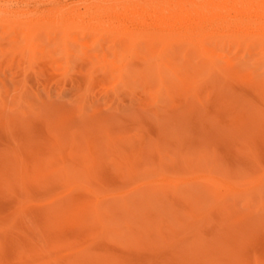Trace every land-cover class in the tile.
<instances>
[{"label": "rangeland", "instance_id": "1", "mask_svg": "<svg viewBox=\"0 0 264 264\" xmlns=\"http://www.w3.org/2000/svg\"><path fill=\"white\" fill-rule=\"evenodd\" d=\"M239 1L0 0V264H264V3Z\"/></svg>", "mask_w": 264, "mask_h": 264}, {"label": "bare ground", "instance_id": "2", "mask_svg": "<svg viewBox=\"0 0 264 264\" xmlns=\"http://www.w3.org/2000/svg\"><path fill=\"white\" fill-rule=\"evenodd\" d=\"M220 1V0H219ZM261 1V0H260ZM263 1V3H264V0H262ZM203 2V1H202ZM216 2V1H215ZM234 2V1H233ZM221 3L223 4V2L221 1ZM236 3V2H235ZM170 4V3H169ZM172 4V3H171ZM196 4V3H195ZM227 4V3H226ZM243 4V5H242ZM258 4H259V1L257 2V0L256 1H254V0H240L239 1V3H238V6L236 7V8H233L232 9V11L231 10H229V11H227L228 12V16H230V14H232V13H234V14H239V15H246L248 18L249 17H251V16H254V17H261V15L262 14H260V8H257V6H258ZM179 5H180V3H179ZM181 5H182V3H181ZM209 5V4H208ZM260 5V4H259ZM165 6H167V5H165ZM209 6H211V5H209ZM160 7H161V5H160ZM180 7V6H179ZM191 7V6H190ZM196 7V6H195ZM203 7V6H202ZM223 7H224V5H223ZM220 8V10L219 11H221V13H223V12H225V7L224 8ZM227 7V6H226ZM232 7H233V5H232ZM177 8H178V6H177ZM198 8V7H197ZM201 8V7H200ZM211 8H212V6H211ZM230 8V7H229ZM76 9V8H75ZM138 9V8H137ZM170 9H172L171 7H170ZM187 9V8H186ZM186 9H184V11L186 12ZM193 9H195V8H193ZM193 9H192V11H193ZM199 9V8H198ZM202 9V8H201ZM125 10V9H124ZM129 10V9H128ZM161 10V9H160ZM165 10V9H164ZM173 10V9H172ZM239 10V11H238ZM177 11V10H176ZM183 11V12H184ZM208 11V10H207ZM207 11H200V12H198V13H196L197 14V16L199 17V18H201L202 19V17L206 14V12ZM210 11V10H209ZM263 11V10H262ZM117 12V11H116ZM123 12V11H122ZM168 12V11H167ZM174 12V11H173ZM172 12V13H173ZM181 12V11H180ZM179 12V13H180ZM210 12H212V15L214 14V11H210ZM142 13H143V11H142ZM154 13V12H153ZM165 13V12H164ZM171 13V14H172ZM194 13V12H193ZM111 14V13H110ZM121 14V13H120ZM120 14H118V16H120ZM123 14V13H122ZM125 14H126V12H125ZM149 14V13H148ZM151 14V13H150ZM157 14V13H156ZM174 14H175V12H174ZM183 14V13H182ZM182 14L180 15V14H177V16L178 17H180V16H182ZM190 14V13H189ZM195 14V13H194ZM115 15V14H114ZM117 15V14H116ZM136 15V14H135ZM143 15V14H142ZM173 15V14H172ZM214 15H216L217 16V14L215 13ZM122 16V15H121ZM131 16H133V15H131ZM139 16V15H138ZM145 16V15H144ZM153 16V15H152ZM174 16V15H173ZM191 16V15H190ZM216 16H214V17H216ZM232 16V15H231ZM129 17H130V15H129ZM134 17V16H133ZM140 17V16H139ZM147 16H145V18H146ZM153 17H155V16H153ZM157 17H159V16H157ZM156 17V18H157ZM166 17H169V20H171V19H173V17L172 16H170V15H168V16H166ZM194 17V16H193ZM218 17V16H217ZM262 17L264 18V15H262ZM151 18V17H150ZM164 18V17H163ZM206 18V17H205ZM218 18H220V17H218ZM141 19V22H142V18H140ZM149 19V18H148ZM147 19V20H148ZM154 19V18H153ZM153 19H152V21H153ZM158 19V18H157ZM176 19H178V18H176ZM187 19V18H186ZM227 19V18H226ZM231 19V18H230ZM144 20V19H143ZM155 20V19H154ZM163 20V19H162ZM161 20V18H160V23H162V22H164L165 23V21L163 20L162 21ZM184 20V19H183ZM232 20H234V19H232ZM250 20V19H249ZM144 21H146V19L144 20ZM149 21L151 22V19H149ZM156 21V20H155ZM162 21V22H161ZM175 21V20H174ZM198 21H200V20H198ZM197 21V22H198ZM244 21V20H243ZM259 21V20H258ZM139 22V21H138ZM242 22V21H241ZM155 23H157V21L155 22ZM164 23H162L163 25H164ZM176 23V22H175ZM187 23H188V21H187ZM186 23V24H187ZM199 23V22H198ZM144 24H146V23H144ZM149 24V23H148ZM147 24V25H148ZM161 24V25H162ZM169 24H171L170 22H169ZM169 24H167L166 25V23H165V25H166V28H168L169 27ZM232 24V23H231ZM153 25V24H152ZM177 25V24H176ZM188 25V24H187ZM191 25H192V23H191ZM200 25V24H199ZM204 25V24H203ZM230 25V24H229ZM234 25V24H233ZM255 25L257 26V27H262L263 29H264V22H258V23H256L255 22ZM129 26V25H128ZM155 26V25H154ZM171 26V25H170ZM182 26V25H181ZM226 26V25H225ZM235 26V25H234ZM239 26V25H238ZM237 26V27H238ZM250 26V25H249ZM227 27V26H226ZM252 27V26H251ZM256 28V27H255ZM170 29V28H169ZM205 29V28H204ZM235 29V28H234ZM258 29V28H257ZM159 30V29H158ZM233 30V29H232ZM161 31V30H160ZM163 31V30H162ZM165 31V30H164ZM205 31V30H204ZM244 31V30H243ZM260 31V30H259ZM223 32V31H222ZM246 32V31H245ZM163 33V32H162ZM243 33V32H242ZM247 33V32H246ZM253 33V32H252ZM256 33V32H255ZM166 34V33H165ZM254 34V33H253ZM160 35V34H159ZM167 36V35H166ZM197 36V35H196ZM206 36V35H205ZM236 36V35H235ZM246 37V36H245ZM235 40V39H234Z\"/></svg>", "mask_w": 264, "mask_h": 264}]
</instances>
